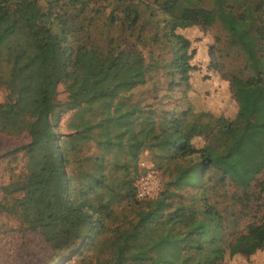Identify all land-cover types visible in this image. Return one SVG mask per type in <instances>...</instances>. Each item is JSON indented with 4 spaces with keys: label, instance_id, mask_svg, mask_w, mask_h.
I'll return each instance as SVG.
<instances>
[{
    "label": "trees",
    "instance_id": "16d2710c",
    "mask_svg": "<svg viewBox=\"0 0 264 264\" xmlns=\"http://www.w3.org/2000/svg\"><path fill=\"white\" fill-rule=\"evenodd\" d=\"M262 5L263 0H213L212 7L203 0H0V64L11 62L8 39L24 28L39 48L55 45L61 52L60 81L69 102L110 109L150 84L156 94L142 109L162 111L181 137L168 157L173 166L154 164L167 175L159 193L138 198L135 183L144 169L117 164L108 173L103 160H95L97 172L76 178L68 170V150L41 145L32 131L29 142L8 151H20L23 166L0 187V213L38 234L54 252L90 251L92 264H224L226 257L263 249L264 216L242 224L255 188L257 197L264 192ZM216 25L224 36L216 41L237 48L247 75L225 72L227 50L210 45L206 54L186 34ZM204 66L228 79L237 104L233 116L197 110L192 103L160 109L176 91L193 94L192 76ZM51 85L44 74L43 105ZM200 138L204 143L197 146ZM70 148L78 150L73 142Z\"/></svg>",
    "mask_w": 264,
    "mask_h": 264
},
{
    "label": "rangeland",
    "instance_id": "374dc122",
    "mask_svg": "<svg viewBox=\"0 0 264 264\" xmlns=\"http://www.w3.org/2000/svg\"><path fill=\"white\" fill-rule=\"evenodd\" d=\"M203 2L207 7L213 5V0ZM260 12L264 18V0ZM186 34L193 42H201L206 54H209L210 45L221 46L223 52L227 50L230 56L223 58L225 72L249 73L236 47H229L225 39L221 43L216 41L217 36L224 38L219 26L204 32L191 28ZM8 45L11 62L0 64V187L23 166L21 152L10 155L8 151L29 142L32 131L37 134L41 145L52 150L57 146L68 150L67 155L73 162V169L68 167V170L76 178L82 171L97 172L99 168L95 160H103L102 171L108 173L116 171L117 164L141 168L142 161L154 165L162 160L166 166H173L168 157L177 151L181 137L162 111L152 115L142 109L156 94L150 84L137 87L127 100L115 101L110 109L103 104L88 107L84 103L69 102L66 86L60 81L64 73V57L55 45L39 48L33 33L24 28L17 29L9 37ZM260 53L264 58V46ZM222 72L212 73L204 66L192 76L193 94L186 97L176 91L171 98L165 97L166 102L160 109L192 103L197 110L233 116L237 104ZM44 74L51 76L52 85L49 100L43 105L40 103V86ZM157 93L162 92L157 89ZM70 142L78 150L70 148ZM203 143L200 138L197 146ZM13 156L19 158L15 160ZM159 170L161 187L167 175ZM88 179L86 177L81 182ZM260 179L264 180V172ZM81 182L77 181V184ZM258 193L259 187H256L255 197L250 201L253 208L246 211L242 224L245 220L256 221L264 216V192L260 197H257ZM1 197L0 191V200ZM93 261L91 252L84 249L67 254L54 252L38 234L19 229L13 217L0 213V264H92ZM224 264H264V248L249 257H226Z\"/></svg>",
    "mask_w": 264,
    "mask_h": 264
},
{
    "label": "built area",
    "instance_id": "2783aa9c",
    "mask_svg": "<svg viewBox=\"0 0 264 264\" xmlns=\"http://www.w3.org/2000/svg\"><path fill=\"white\" fill-rule=\"evenodd\" d=\"M144 171L136 179V195L138 198H152L160 191V170L145 161L140 163Z\"/></svg>",
    "mask_w": 264,
    "mask_h": 264
}]
</instances>
